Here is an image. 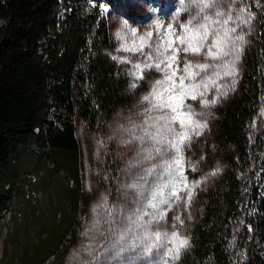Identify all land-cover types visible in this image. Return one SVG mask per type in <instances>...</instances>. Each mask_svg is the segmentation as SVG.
I'll list each match as a JSON object with an SVG mask.
<instances>
[{"label": "trees", "instance_id": "obj_1", "mask_svg": "<svg viewBox=\"0 0 264 264\" xmlns=\"http://www.w3.org/2000/svg\"><path fill=\"white\" fill-rule=\"evenodd\" d=\"M132 1L0 0V215L14 216V264L63 262L76 213L95 196L81 188L78 129L105 131L148 88L147 74L132 85L110 55L113 14ZM247 1L252 31L235 90L187 148L200 172L220 171L196 197L174 264H264V0Z\"/></svg>", "mask_w": 264, "mask_h": 264}, {"label": "rangeland", "instance_id": "obj_2", "mask_svg": "<svg viewBox=\"0 0 264 264\" xmlns=\"http://www.w3.org/2000/svg\"><path fill=\"white\" fill-rule=\"evenodd\" d=\"M132 4L134 10L126 7L113 14L115 47L110 55L127 68L132 85H137L147 74L150 77L148 88L135 105L118 110L105 131L90 132L83 126L78 129L81 188L87 193L95 192V196L85 215L77 211V239L69 246L61 264H174L189 244L188 227L200 209L196 197L220 171L217 165L200 172V159L187 148L207 130L215 106L235 90L241 53L252 31L248 1L133 0ZM205 4L208 7H204ZM217 13L222 15L217 16ZM229 15L232 20L224 25ZM237 16L245 22L241 23ZM205 17L219 22L209 24ZM201 24L208 25L209 39L199 54L184 52L186 45L180 44L176 37L186 35L185 26L197 28ZM225 27L236 29L225 38L224 50L229 54L209 58L207 51L212 40L217 33L223 36ZM238 36H243L242 42L236 39ZM169 40L175 41L172 46L179 50L173 64L177 86L172 95L179 96L183 91L179 78L187 76L185 65L191 64L193 71H199L195 65H209L193 79H185L186 88L194 84L201 86L196 99L185 95L180 108L181 112L192 115L194 123L205 125L202 129L158 119L173 115L167 108L154 107L157 101L151 95L158 87L157 81H164L173 70L163 64L155 67L164 59L160 53ZM136 65H141L142 71L138 72ZM232 69L234 75L224 74ZM209 78L215 83H208L205 89L204 82ZM167 87H170L168 82L159 86L161 90ZM168 95L165 93V99ZM185 131L189 139L180 145L181 168L177 169L173 144L178 134ZM185 183L187 188H184ZM173 191L175 196L171 194ZM13 217L8 209L0 215V257L3 255L4 261L13 258L10 264L15 263L14 256L19 251L18 245L6 237L12 231ZM173 233L188 241L178 253L173 250ZM18 236L23 238V231H19ZM44 263L55 264L48 259Z\"/></svg>", "mask_w": 264, "mask_h": 264}, {"label": "snow or ice", "instance_id": "obj_3", "mask_svg": "<svg viewBox=\"0 0 264 264\" xmlns=\"http://www.w3.org/2000/svg\"><path fill=\"white\" fill-rule=\"evenodd\" d=\"M204 7H208L207 4L204 5ZM222 15V13H217V16ZM205 20L209 21V24L211 23H218L219 21H211L208 17L204 18ZM237 19H241L239 16H237ZM232 20V16L229 15L228 19L225 20L223 23L224 25H227L229 21ZM245 21L241 19V23H244ZM184 31L186 33L185 36H177L176 40L179 41L180 44L186 45V47L183 48L184 52H192L195 54H199L201 52V49L204 47V43L209 39V27L207 24H201L197 28H192L185 26ZM235 28H228L225 27L223 30V36H221L219 33H217L215 39L212 40L211 46L208 48L207 56L212 59H218L220 56L228 55L229 53L226 52L224 49L226 47V39L229 36L230 32H235ZM152 34L149 33V36ZM169 35H171V32H169ZM237 40L243 41V36L236 37ZM175 43V41L169 40L167 42V46L164 48V52L160 53V55L164 56V59L155 65V67L160 68L163 64L165 68L167 69H173V64L176 61L177 52L178 49L174 48L172 45ZM215 49V51H213ZM135 51V49H132ZM239 51V49H236ZM171 53L170 55H165V53ZM238 58V57H237ZM148 67H151L152 65H147ZM137 71H142L141 65L135 66ZM199 71H193V66L191 64L185 65L184 71L187 74V76H181L179 78V87L183 90L179 96L172 95L171 93L174 92L176 88V71L173 69L171 71V75H168L165 77L164 81H157L158 87L153 90L152 92V98L157 101V104L154 105V107L158 108H167L173 113L171 116H161L158 119L167 121V122H179L181 127L186 126H193L197 129H202L205 125H202L200 123H194L192 120V115L190 113H184L180 111V108L183 105L184 97L187 95L191 99H196L197 90L200 88L201 85L194 84L191 85L190 88L185 87V79H193L195 76H198L201 71H204L209 67L208 64H198L194 66ZM227 67V66H225ZM225 75H234L235 70L232 69L230 71H225ZM218 76L219 73H216ZM170 83V87L163 88L162 90L159 88V86L163 85L164 83ZM208 83H215V80L209 78L207 82H204L205 89L207 88ZM165 93H169L167 98L165 99ZM200 95H203V93H199ZM149 97H145V100H148ZM215 101H213L214 103ZM203 103H207V101H203ZM171 130V129H168ZM189 139L188 133L185 131L183 133L178 134V139L173 144V147H175L177 152V159L174 161V166L177 169L181 168V157H179L180 152V145L183 144L186 140ZM181 176H182V170H181ZM184 188H187V184H184ZM173 196L176 195V192L173 191L171 193ZM192 193L189 190L188 196L191 197ZM172 241L174 242V251L176 253L179 252L180 248L185 247L188 244V241L186 239H181L176 233L172 234Z\"/></svg>", "mask_w": 264, "mask_h": 264}]
</instances>
